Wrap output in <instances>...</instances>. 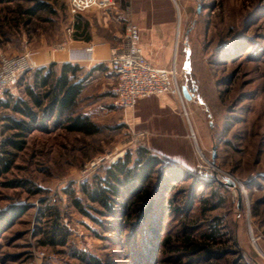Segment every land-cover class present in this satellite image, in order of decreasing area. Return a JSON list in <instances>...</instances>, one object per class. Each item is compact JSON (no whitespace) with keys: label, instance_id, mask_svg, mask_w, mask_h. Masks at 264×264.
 Here are the masks:
<instances>
[{"label":"rangeland","instance_id":"374dc122","mask_svg":"<svg viewBox=\"0 0 264 264\" xmlns=\"http://www.w3.org/2000/svg\"><path fill=\"white\" fill-rule=\"evenodd\" d=\"M124 2L116 0L109 9L126 7L125 16L114 10L110 17L123 28L128 21L137 23L142 41L153 48ZM157 2L167 10L161 19L169 21L171 37L161 34L169 46H155L151 54L159 58L169 48L165 67L177 69L179 98L190 116L191 159L168 158L147 138L140 144L132 139L138 129L103 110L89 115L100 128L94 134L68 131L53 121L34 126L22 150L7 148L14 162L0 175V264H264V0ZM75 19L69 0H0V59L37 52L59 60ZM49 64L24 73L0 99L1 154L4 139L17 131L7 128L6 117L22 118L1 102L25 97L35 71ZM184 85L191 99L184 96ZM139 145L180 172L164 171L149 218L122 231L121 210L109 212L91 202L81 183L103 175L113 158ZM161 175L155 172L154 182ZM73 196L88 215L73 204ZM55 219L68 230L67 242L45 245ZM211 227L215 238L204 239L201 234ZM165 236L169 240L162 242ZM186 236L210 251L188 253Z\"/></svg>","mask_w":264,"mask_h":264},{"label":"trees","instance_id":"16d2710c","mask_svg":"<svg viewBox=\"0 0 264 264\" xmlns=\"http://www.w3.org/2000/svg\"><path fill=\"white\" fill-rule=\"evenodd\" d=\"M79 15L80 13L76 14V16ZM90 74V72L85 73L84 68L78 63L52 62L35 71L32 82L25 86V97L11 95L10 100L1 102L4 106L11 108L14 113L21 114L22 118L6 117L7 128L17 131L6 137L1 144V151L5 155L0 153V175L7 172L14 162L12 152L7 148L22 150L26 144L25 137L34 126H43L44 122L53 121L56 126H64L68 131L85 134L99 132V126L91 120V117L77 110V97L83 91ZM167 163L150 148L139 145L109 165L103 175H95L92 181H83L81 191L87 199L98 203L106 211L121 210L124 218L123 231L127 226L139 225L149 218L150 213L156 207L158 197L156 194L159 188L163 187L161 180L164 177V171L180 172L177 167L174 168ZM157 171H161L162 175L154 182V174ZM169 189L170 186L165 192ZM159 197L163 199V202L164 200L169 203L174 202L171 197L167 199L163 195ZM207 200L204 199V202ZM72 201L78 210L86 215L89 214L79 197L73 196ZM176 208L179 210L178 207ZM47 209L50 210L51 207ZM57 220L55 219L46 232L43 244L58 245L67 242L68 230ZM149 227L155 235L158 234L155 226ZM122 231L118 232L122 234ZM214 232L212 228L201 235L204 239L210 240L215 238ZM184 239L187 241L186 245L189 244L192 248L187 251L188 253L200 249L210 251L207 245L192 241L190 236ZM165 240H169V237L165 236L162 242ZM96 263L98 264V261Z\"/></svg>","mask_w":264,"mask_h":264},{"label":"crops","instance_id":"0c3cea01","mask_svg":"<svg viewBox=\"0 0 264 264\" xmlns=\"http://www.w3.org/2000/svg\"><path fill=\"white\" fill-rule=\"evenodd\" d=\"M124 1L132 10V14H128L151 37L150 42L153 48L149 46V42L142 41L141 32V42L146 57L155 66L167 68L165 66L169 61L167 55L169 48L164 49L159 58H153L151 54V50H154L155 46H169L165 41L161 42L160 40L161 34L171 37L169 21L161 19L164 16L162 13L167 11L164 9L165 6L158 3L157 0ZM125 8L117 5L114 9H96L91 12L80 13L74 21L70 40L66 47L60 51L59 60L55 57L50 58L46 54L40 55L37 52L33 53V59L37 65H46L52 62L78 63L84 68L85 73H91L83 91L77 97L78 109L88 115L92 114L93 110H103L104 113L106 111L105 114L114 116V119H125L130 127L144 130L148 142L162 149H157L158 152L173 160L184 159L188 161L192 156L188 151L190 146L187 119H190V116L187 109L188 116L185 115L182 103L177 95L168 93L143 97L137 101L135 108L130 111H122L114 105L110 88L115 82V74L111 71L108 60L113 49L125 46L127 23L124 28L121 27V24L119 25L121 21L115 22L110 17L109 12L116 10V13L120 14V18H123L126 12ZM88 13H93V15H87ZM75 24H77V28ZM90 44L95 46L92 60L87 59L85 52L86 47Z\"/></svg>","mask_w":264,"mask_h":264},{"label":"built area","instance_id":"2783aa9c","mask_svg":"<svg viewBox=\"0 0 264 264\" xmlns=\"http://www.w3.org/2000/svg\"><path fill=\"white\" fill-rule=\"evenodd\" d=\"M113 5H116V0H69V8L74 14L96 9L107 10ZM125 37V46L113 49L108 60V65L115 74V82L110 88L114 105L122 111H130L143 97L168 93L183 100L177 83L176 67H157L146 57L137 23L127 22ZM94 48L93 44L86 47L87 59L94 58ZM37 66L31 52L14 56L3 55L0 59V99L8 89L17 85L24 73ZM185 114L188 115L186 110ZM146 137L144 130L132 131V139L140 144L144 143ZM117 159L113 158L112 163ZM97 162L93 161L91 166H96Z\"/></svg>","mask_w":264,"mask_h":264},{"label":"water","instance_id":"95a60500","mask_svg":"<svg viewBox=\"0 0 264 264\" xmlns=\"http://www.w3.org/2000/svg\"><path fill=\"white\" fill-rule=\"evenodd\" d=\"M182 90H183V94H184V96H185L187 99H191V98H192L193 94L190 93V91L188 90V88H187L186 85H184V86L182 87ZM213 157H215V153L213 154ZM227 181H228L229 183H231V184H234V183H233L230 179H228V178H227Z\"/></svg>","mask_w":264,"mask_h":264},{"label":"bare ground","instance_id":"6f19581e","mask_svg":"<svg viewBox=\"0 0 264 264\" xmlns=\"http://www.w3.org/2000/svg\"><path fill=\"white\" fill-rule=\"evenodd\" d=\"M202 154V153H201ZM202 156H203V154H202Z\"/></svg>","mask_w":264,"mask_h":264}]
</instances>
